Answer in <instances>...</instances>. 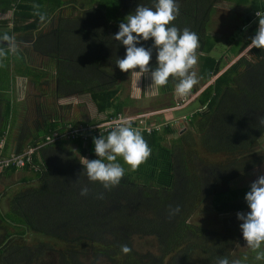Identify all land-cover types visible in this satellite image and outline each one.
<instances>
[{
	"label": "trees",
	"instance_id": "trees-1",
	"mask_svg": "<svg viewBox=\"0 0 264 264\" xmlns=\"http://www.w3.org/2000/svg\"><path fill=\"white\" fill-rule=\"evenodd\" d=\"M219 1L245 7L241 30H246L249 37L244 39L234 34L229 40L224 56L232 61L250 46L259 22V18L253 20L254 15L264 12V0H176L179 15L169 27L181 31L188 28L199 37L195 71L198 83L191 90V93L198 91V95L191 101L194 109L189 112V125L199 135V146L205 154L227 158L220 165L224 169L222 175L227 172L234 175V170L241 173L264 160L259 153L247 155L258 145L264 132V124L259 120L264 117V49L249 48L248 55L239 56L231 63L224 62V56L210 55L215 42L206 27L213 6ZM156 2L0 0V12L12 11L11 27L7 32L0 31V38L4 34H20L14 40L31 42L33 52L55 59V98L87 94L95 110L108 118L122 113L131 103L119 97L117 82L134 72H122L116 65L118 58H125L126 47L113 37L119 31V24L137 6L154 9ZM37 11L45 16L44 21ZM4 24L0 21V26ZM153 45L154 40L141 39L137 47L152 48L149 67L154 70L157 51ZM3 47L0 42V49ZM177 82L170 77L167 85L156 86V97L171 98ZM173 106L170 101L166 107ZM67 109L61 108L62 112ZM66 123L70 122L45 118L32 129L23 124L13 142V153L35 146L44 135L60 130ZM7 131L8 124H0L4 152L8 149ZM140 132L151 150L150 156L135 170L117 157L124 176L110 189H105L99 181H89L84 166L73 153L65 156L58 153L63 145L70 144L79 157L87 154V160L98 159L94 151L95 136L85 141L60 140L38 148L31 161L39 171L32 172L27 165L19 169L32 174L21 178V184L36 181L37 185L14 192L4 211L0 206V264H171L168 261L176 255V264H190L195 251L204 255V264L228 259L236 238L227 235L217 238L214 234L209 237L204 229L186 223L193 205L205 194L201 199L196 197L197 181L192 173H185L184 177L176 173L173 150L164 146L165 136L173 130L166 125L150 133ZM109 133L101 136L107 137ZM16 171L6 168L1 174L9 176ZM215 180L207 194L216 211L249 209L245 200L249 190L220 188ZM84 187L88 189L86 196L80 194ZM176 206L179 212L170 215V207ZM27 236L34 237V241L26 243ZM123 244L131 248L129 254L121 251ZM141 247L153 249L154 255H141L138 251Z\"/></svg>",
	"mask_w": 264,
	"mask_h": 264
},
{
	"label": "rangeland",
	"instance_id": "rangeland-1",
	"mask_svg": "<svg viewBox=\"0 0 264 264\" xmlns=\"http://www.w3.org/2000/svg\"><path fill=\"white\" fill-rule=\"evenodd\" d=\"M84 7H87V5ZM244 10L245 7L243 6H235L224 1H219L213 6V11L210 14L206 27L207 34L210 35L215 42V47L210 53L211 56L215 58L223 57L227 44L234 34L241 35L244 39L249 37L246 30H241L243 26L242 19L245 13ZM9 28L10 27L4 24L0 26V31L7 32ZM252 34L253 36L256 35V33ZM249 48L250 46L242 50L232 61L234 62L239 56L248 55ZM11 57L15 58L16 56L12 55ZM222 60H224V62L230 61V57L224 56ZM232 61H230V63ZM11 64H13V62L11 63V59L8 57V61L1 66V71L2 67H6V72L4 73L10 71ZM31 65L34 67L36 66L35 63ZM51 68H53L51 63L46 64L45 69L47 70V74H49V72L50 74L54 72ZM196 69L197 64L193 71H196ZM115 75L117 76L116 73ZM152 83L151 74L148 73L139 76L135 72H132L128 77L121 78L117 82L119 97L121 99L127 98L131 101L130 104L124 107L122 114L141 117L146 116L150 123L169 124V128L173 130L172 133L165 136L164 146L173 150L174 169L176 173L182 177L185 176V173H192V176L197 181L196 197L201 199L202 195L205 194V197L202 198L199 203L193 205L192 213L187 218L186 223L195 228L204 229L209 237L214 234V237L217 238L223 235L232 236L233 239L236 238L237 243L233 245L232 250L229 252L228 260L230 262L239 260L241 264H264V260H256V253L246 247V241L243 239L240 229L242 221L237 219L238 212L219 213L213 208L210 200L211 197L207 194L211 184L216 181L215 179L218 180L217 187L229 189L246 188L250 191L251 184L258 179L259 176L264 175V160L244 172L236 173L237 171L234 170V175H232V172H227L222 175L224 169H222L220 165L227 162V158L205 154L199 146V135L194 133L189 125V112L194 109V107L191 106V101L198 95V91L195 93L190 92L187 96L181 97L176 94L174 88L171 98L164 97L158 99L156 97V86L152 85ZM53 86V80H46L45 87H47V90L50 88L53 90ZM199 90L201 91V88ZM50 94L51 95H45L42 100L38 98L37 101L43 106L46 118H49L52 114H58V116L61 115L66 122L81 124L93 123L105 116L95 110L94 104L87 94L78 96L72 95L60 99L54 98L52 92ZM32 101H34L33 105L36 106L35 100ZM170 101H172L175 106L167 108L166 106ZM31 106L32 105L29 106L30 109H32ZM63 107L68 108L67 112H61L63 111L61 110ZM172 108H174V110ZM52 119L56 118L52 116ZM27 122V124H24L26 127L32 129L33 126H35L31 120ZM13 125L16 129L12 128ZM22 127L23 124H12V126L9 127L6 135V138H8L6 139L8 146L7 152H13V141L17 139ZM14 132H16V134ZM178 138L182 139L177 143L176 140ZM62 147L63 148L58 151L61 156L67 155L68 152L73 153L74 158H79V162L82 165L84 163L83 158L88 159L87 154L79 157L74 151L73 145L68 144ZM255 153L264 156V132L258 140V145L247 155L249 156ZM31 175L30 172H20L18 170L9 176H3L0 170V206L3 211L6 208L8 198L14 192L37 185L36 181H32L29 184H21V178H29ZM249 211L250 209L241 212L246 214ZM25 241L29 244L34 241V237L27 236L25 237ZM261 250H264V245H262ZM138 251L141 255L149 254L151 256L154 255L155 252L153 249L146 247H141ZM177 256L178 255L173 256L169 261L168 259L166 261L171 264H176L178 261ZM190 259V264H204L205 257L203 254H198V252L195 251Z\"/></svg>",
	"mask_w": 264,
	"mask_h": 264
},
{
	"label": "clouds",
	"instance_id": "clouds-1",
	"mask_svg": "<svg viewBox=\"0 0 264 264\" xmlns=\"http://www.w3.org/2000/svg\"><path fill=\"white\" fill-rule=\"evenodd\" d=\"M34 5V8H38ZM41 21L45 16L37 11ZM179 15V5L176 0H157L153 8L143 5L137 6L133 14H129L124 22L119 24V31L113 37L126 47L123 59H117L116 65L122 72L134 71L137 75L151 73L152 85L163 87L168 84L169 78H175V92L178 96H187L198 83L196 72V50L200 47L198 35L184 28L182 31L169 25ZM259 17L257 34L251 39L250 48L264 49V15L256 13ZM135 34V35H134ZM141 39L154 40L153 47L157 51V66L149 67L152 58V48L137 47ZM0 42H7L8 50H17L14 38L4 34ZM5 52L0 50V56ZM139 69V71H136ZM264 124V117L259 118ZM94 151L98 159L87 160L83 158V171L91 182L99 181L105 189H110L120 183L124 176V168L117 162V157L137 169L151 154V150L144 140L141 132L132 127L130 121H123L110 131L107 137H93ZM107 161V162H105ZM82 196L88 194L87 187L81 189ZM245 200L250 211L237 213V219L242 221L240 229L246 247L256 253V260H264V175L259 176L250 186ZM179 206L172 209L170 215L179 212ZM121 251L129 254L131 248L121 245ZM217 264H241L239 260L229 261L227 258L219 259Z\"/></svg>",
	"mask_w": 264,
	"mask_h": 264
},
{
	"label": "crops",
	"instance_id": "crops-1",
	"mask_svg": "<svg viewBox=\"0 0 264 264\" xmlns=\"http://www.w3.org/2000/svg\"><path fill=\"white\" fill-rule=\"evenodd\" d=\"M11 16V10L0 12V21H4L8 27H11ZM41 32H45V29L41 30ZM10 36L13 38L21 37L17 33L11 34ZM14 41L17 47L16 51L19 54L16 51H9L7 44L3 42L1 43L4 44V47L0 49L5 52L4 56H0V124H8V129L12 124H27L29 120L34 124H42L46 118V114H44L43 106L37 101L38 98H41V100L44 99L47 94L51 95V92L54 95V86L53 90L51 88L47 90V87H45L46 80H53V84H55V59H50L33 52L31 42ZM12 55L16 57L12 58ZM8 57H10L11 63L13 62V64H11L10 71L4 73L6 72V67H2L1 71V66L8 61ZM32 63H35L36 66L31 65ZM49 63H51V66L53 65L51 70L53 69L54 72H51V74L50 72L47 74V70L45 69L46 64ZM32 100H35L36 106L33 105L34 101ZM30 105H32V109L29 108ZM52 116L56 119H52ZM52 116L49 117L51 121L56 120L58 122L62 120L66 122L61 115L52 114ZM12 128H15L14 125ZM7 132L5 133L6 135ZM14 133L16 134V132ZM6 139L8 138L5 136V141Z\"/></svg>",
	"mask_w": 264,
	"mask_h": 264
},
{
	"label": "built area",
	"instance_id": "built-area-1",
	"mask_svg": "<svg viewBox=\"0 0 264 264\" xmlns=\"http://www.w3.org/2000/svg\"><path fill=\"white\" fill-rule=\"evenodd\" d=\"M261 15H264V12H256ZM254 15V19H258L259 17ZM252 20V21H253ZM256 34L258 31V23L255 28ZM174 110V108H172ZM146 116H130L124 115L122 113H118L115 116L106 118L105 116L96 120L93 123H85V124H72L66 123L60 130H52L47 135L42 137V140L37 143L35 146H26L22 149V151L18 154L13 152H4V138L0 140V170L6 168H14L16 170L24 168L26 165L32 170V172L39 171L38 166L34 165L31 161V157L33 153L40 147L51 144L56 141H70L81 138L82 140H86L90 136L99 137L109 131H112L117 124L123 121H130L132 127L137 130H143L146 133H150L151 131L158 130L160 127H164L169 124H160V123H150L147 120Z\"/></svg>",
	"mask_w": 264,
	"mask_h": 264
},
{
	"label": "water",
	"instance_id": "water-1",
	"mask_svg": "<svg viewBox=\"0 0 264 264\" xmlns=\"http://www.w3.org/2000/svg\"><path fill=\"white\" fill-rule=\"evenodd\" d=\"M253 33L255 34V33H256V31L254 30V31H253Z\"/></svg>",
	"mask_w": 264,
	"mask_h": 264
}]
</instances>
